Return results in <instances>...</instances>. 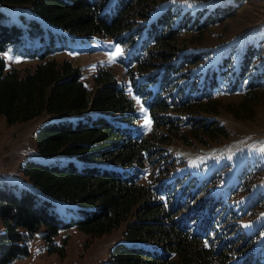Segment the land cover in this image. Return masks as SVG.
Wrapping results in <instances>:
<instances>
[{
	"label": "trees",
	"instance_id": "1",
	"mask_svg": "<svg viewBox=\"0 0 264 264\" xmlns=\"http://www.w3.org/2000/svg\"><path fill=\"white\" fill-rule=\"evenodd\" d=\"M156 1L0 0V4H26L35 15L22 27L9 21L0 9V53L11 47L38 58L34 67L22 72L16 67L7 70L0 54V116L8 124L43 113L56 117L34 132L37 151L52 156L51 160L27 159L20 167L39 192L0 182V220L4 224L0 264L27 255L26 237L42 225L50 250L63 254V247L51 243L61 225L51 198L75 205L77 212L71 221L90 237L127 222L125 240L112 246L106 264H225L223 249L215 254L213 248L202 244L198 229L193 228V214L180 210L164 186H149L139 169L145 161L153 163L155 155L160 157L169 137L189 145L227 136V130L214 118L181 122L183 119L170 115L176 105L186 117L218 115L222 104L212 91L219 87L221 74L230 79V92L246 80L247 91L230 106V112L235 118L253 117L259 89H264V62L259 68L254 63L263 56V49L248 44L235 70L229 56H224L208 80L194 78L187 84L188 66L200 54H177L186 47L180 45V35L189 34L190 40L201 35L210 25L234 16L245 0L217 6L206 14L205 9L192 13L170 5L147 14L148 6L153 3L155 7ZM136 17L147 19L137 24ZM52 26L58 30H51ZM66 33L110 36L129 45L126 58L120 62L132 92L150 113L152 130L148 134H139L133 99L110 69L98 68L93 86L88 87L79 66L53 56L65 47ZM233 213L229 210V216ZM236 237L223 238L222 243L228 248L241 239Z\"/></svg>",
	"mask_w": 264,
	"mask_h": 264
},
{
	"label": "rangeland",
	"instance_id": "2",
	"mask_svg": "<svg viewBox=\"0 0 264 264\" xmlns=\"http://www.w3.org/2000/svg\"><path fill=\"white\" fill-rule=\"evenodd\" d=\"M233 1L157 0L155 3H158H154L155 7L153 3L148 6L151 7L147 14H154L168 5L192 13L205 9L206 14L217 6L232 4ZM0 9L7 13L9 21L22 27L27 25L26 21L30 16H35L26 4H0ZM145 17H136L135 22L137 24L144 22L146 21L144 19H147ZM41 25L47 28L45 23L41 22ZM50 29L58 30L53 26ZM180 36V45L186 47L180 48L177 54L183 52L200 54L199 59L188 66L186 72L190 78L187 79V84L193 82L194 78L198 80L206 77L208 80L211 72L217 70L224 56H229L231 69L235 70L240 55L248 44L263 49L261 54L263 56L254 63L259 68L264 62V0H245L234 16L210 25L201 35L191 40L189 34L182 33ZM128 49V44L116 42L110 36L66 33L65 47L56 51L53 56L60 60H71L73 64L79 66L88 87L93 86V75L98 68L110 69L119 84L125 85L127 93L133 99L138 114L136 124H139L143 134H147L152 130L150 113L143 100L130 91L132 87L128 75L120 62ZM0 54L5 59L7 70L16 67L24 72L26 67L32 68L38 62V58L23 55L19 51L12 50L11 47L1 51ZM217 81L219 87L212 93L221 100L222 105L218 115L195 114L186 117L187 115L179 111L177 105L174 106L175 109L172 107L170 115L183 119L181 122H187L188 119L194 121L193 119L196 118H199L197 122L214 118L227 130V136L206 139L203 143L194 141L189 145L180 140H171L169 137L161 149L160 157L157 159L155 155L157 161L156 159H153V163L145 161V166H140V171L146 168V173L143 174L146 178L145 182L152 187L158 185L169 173L186 172L188 167L194 170L198 168L197 175L202 172L205 175L211 174V181L203 185V192L197 201L205 199L214 190L221 191L222 198L230 199L223 208H232L235 214L234 217H227L225 220L227 213L222 212L220 224L224 226L220 229H227L229 232L227 235L221 236L218 230L219 233H212L209 238H205V241H201L205 246L213 248L215 254L223 249L226 254L225 264H237L246 254H254L264 241V89H259L261 93L253 117L235 118L230 112V106H233L247 91L246 80L237 86L235 92H230L231 81L228 76L224 77L221 74ZM55 118L43 113L27 121L8 124L4 116H0V182L14 183L19 188L39 192L22 173L20 167L27 159L51 160L52 156H43L37 151L34 132L42 123ZM182 128L186 127L182 126ZM51 200L54 212L61 219V225L51 243L63 247V254L50 250V242L42 236L46 231L42 225L31 236L26 237L28 254L18 256L5 264H106L112 246L125 240L123 233L127 222L122 221L110 232L90 237L71 221L76 216L75 205L55 198ZM210 206L209 202L203 204L205 209H209ZM64 222H69V225H62ZM254 228H258L256 233H252ZM3 230L4 224L0 220V232ZM19 231L27 233L24 228H19ZM250 232L251 236L248 235ZM232 236H241V239L227 248L221 240ZM258 260L264 264L263 254L260 253Z\"/></svg>",
	"mask_w": 264,
	"mask_h": 264
}]
</instances>
